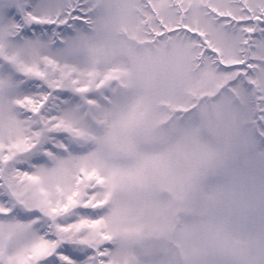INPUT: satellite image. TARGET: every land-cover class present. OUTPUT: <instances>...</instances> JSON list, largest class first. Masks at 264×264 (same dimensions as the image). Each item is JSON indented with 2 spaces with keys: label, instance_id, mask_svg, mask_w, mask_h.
Wrapping results in <instances>:
<instances>
[{
  "label": "snow or ice",
  "instance_id": "obj_1",
  "mask_svg": "<svg viewBox=\"0 0 264 264\" xmlns=\"http://www.w3.org/2000/svg\"><path fill=\"white\" fill-rule=\"evenodd\" d=\"M0 264H264V0H0Z\"/></svg>",
  "mask_w": 264,
  "mask_h": 264
}]
</instances>
